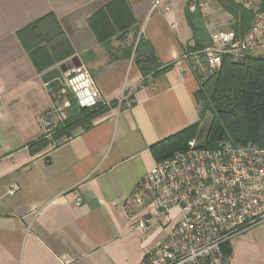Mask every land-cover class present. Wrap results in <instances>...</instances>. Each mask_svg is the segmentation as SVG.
<instances>
[{
	"label": "crops",
	"instance_id": "1",
	"mask_svg": "<svg viewBox=\"0 0 264 264\" xmlns=\"http://www.w3.org/2000/svg\"><path fill=\"white\" fill-rule=\"evenodd\" d=\"M153 1L0 0V264H140L157 243L155 222L131 230L122 204L163 157L155 146L197 123L201 106L185 58L189 1L150 14ZM199 1L206 11L190 12L210 44L235 22L218 0ZM69 62L93 75L100 104L73 105L70 129L48 136L40 118L62 92L72 99L70 71L43 77Z\"/></svg>",
	"mask_w": 264,
	"mask_h": 264
},
{
	"label": "built area",
	"instance_id": "2",
	"mask_svg": "<svg viewBox=\"0 0 264 264\" xmlns=\"http://www.w3.org/2000/svg\"><path fill=\"white\" fill-rule=\"evenodd\" d=\"M188 1L190 11L207 9L199 0ZM252 3L259 10L243 35L238 37L234 26L221 29L211 35L208 47L185 56L192 58L199 82L218 73L225 58L239 62L264 54V0ZM160 4L154 0L150 14ZM66 89L72 99L62 92L61 102L40 118L48 136L56 123L65 124L73 103L88 110L100 104L95 78L83 67L68 73ZM17 191L15 185L8 193ZM122 208L131 230L148 231L154 222L160 223V231L168 230L163 241L145 250L140 264H232L223 245L264 224V146L222 139L206 148L192 140L186 150L157 162Z\"/></svg>",
	"mask_w": 264,
	"mask_h": 264
},
{
	"label": "trees",
	"instance_id": "3",
	"mask_svg": "<svg viewBox=\"0 0 264 264\" xmlns=\"http://www.w3.org/2000/svg\"><path fill=\"white\" fill-rule=\"evenodd\" d=\"M218 2L233 17L238 37L243 35L252 25L255 13L241 6L237 0ZM195 14L188 8L187 18L194 31L193 51L208 45L205 30L198 26ZM196 96L201 106L200 120L155 146L160 147L164 154L159 161L186 150L189 142L196 139L201 122L208 115L211 122L204 143L206 148H213L222 139H232L241 146H264V56H247L239 62L225 58L218 73L200 82ZM68 123L69 120L65 122L67 125L62 133L70 129ZM224 252L231 255L228 249Z\"/></svg>",
	"mask_w": 264,
	"mask_h": 264
},
{
	"label": "rangeland",
	"instance_id": "4",
	"mask_svg": "<svg viewBox=\"0 0 264 264\" xmlns=\"http://www.w3.org/2000/svg\"><path fill=\"white\" fill-rule=\"evenodd\" d=\"M252 1L253 0H237L241 6L250 9L253 13H256L259 10V7L255 6ZM232 22L233 19H231L230 23ZM258 56H264V54ZM210 122L211 117L208 115L200 125L196 139L199 141L204 140L205 136H207V129L208 125L210 126ZM160 228V223L155 222L152 225V232L156 233L160 230ZM167 233L168 230L160 231L157 243L163 241ZM146 238L148 239L147 236H145V239ZM224 248L230 251L232 264H264V224H261L238 236L231 242L224 244L223 250L225 251Z\"/></svg>",
	"mask_w": 264,
	"mask_h": 264
},
{
	"label": "water",
	"instance_id": "5",
	"mask_svg": "<svg viewBox=\"0 0 264 264\" xmlns=\"http://www.w3.org/2000/svg\"><path fill=\"white\" fill-rule=\"evenodd\" d=\"M80 64H75L74 62L66 63L65 65L53 69L43 77L44 82H49L51 80L60 79L62 82H64V75L68 73L69 71L73 70L74 68H79Z\"/></svg>",
	"mask_w": 264,
	"mask_h": 264
}]
</instances>
